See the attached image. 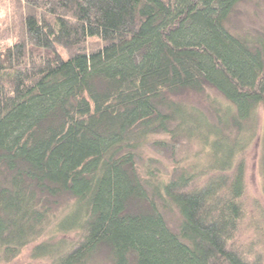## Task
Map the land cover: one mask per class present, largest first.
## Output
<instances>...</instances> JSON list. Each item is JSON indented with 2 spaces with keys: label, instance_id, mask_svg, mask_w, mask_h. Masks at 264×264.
Segmentation results:
<instances>
[{
  "label": "trees",
  "instance_id": "1",
  "mask_svg": "<svg viewBox=\"0 0 264 264\" xmlns=\"http://www.w3.org/2000/svg\"><path fill=\"white\" fill-rule=\"evenodd\" d=\"M245 1L0 0V264H264V39L227 26ZM208 88L217 124L173 100ZM154 134L199 141L195 170L144 180Z\"/></svg>",
  "mask_w": 264,
  "mask_h": 264
},
{
  "label": "rangeland",
  "instance_id": "2",
  "mask_svg": "<svg viewBox=\"0 0 264 264\" xmlns=\"http://www.w3.org/2000/svg\"><path fill=\"white\" fill-rule=\"evenodd\" d=\"M227 26L232 33L243 38L257 39L260 37L264 39V0H246L239 4L229 18ZM206 90L205 94L184 90L182 93L175 95L173 100L190 108H196L206 114L210 121L217 124L219 111L227 107H233L216 89L208 88ZM259 146L253 147L248 163L247 177L250 213H257L255 202H260L264 209L263 178L260 176L261 169L260 165H258L260 157ZM201 150L202 146L197 140L190 141L186 137L172 138V136L167 134H154L151 136V141L138 151L137 168L144 180L169 182L181 174L193 172L195 170L194 166L200 160L198 155L202 152ZM71 204H73V200L70 197H64L56 200L52 208L60 213L65 211L67 206ZM168 206L167 209L163 210V214L171 229L177 232L182 220L181 213H179L177 207ZM247 222H249V219H247ZM254 238L255 234L252 230H249L245 240ZM11 264L47 263L38 260L33 261L31 259V248H28L22 252L20 258L11 262ZM91 264H111V262L107 258V253L102 252L93 259Z\"/></svg>",
  "mask_w": 264,
  "mask_h": 264
}]
</instances>
